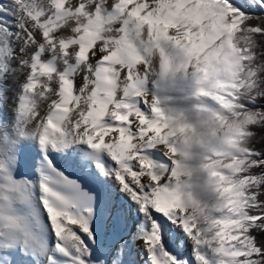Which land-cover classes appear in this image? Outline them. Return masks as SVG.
<instances>
[{
    "label": "snow or ice",
    "instance_id": "snow-or-ice-1",
    "mask_svg": "<svg viewBox=\"0 0 264 264\" xmlns=\"http://www.w3.org/2000/svg\"><path fill=\"white\" fill-rule=\"evenodd\" d=\"M0 264H264V0H0Z\"/></svg>",
    "mask_w": 264,
    "mask_h": 264
}]
</instances>
